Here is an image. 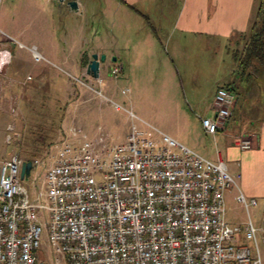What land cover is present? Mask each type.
Segmentation results:
<instances>
[{
  "label": "built area",
  "instance_id": "obj_1",
  "mask_svg": "<svg viewBox=\"0 0 264 264\" xmlns=\"http://www.w3.org/2000/svg\"><path fill=\"white\" fill-rule=\"evenodd\" d=\"M29 50L36 61L44 59ZM8 58L7 51L0 54V75ZM119 73L114 67V77ZM233 104L228 89L216 91L213 116L202 119L207 134L224 131ZM11 112L18 116L16 108ZM147 126L132 124L126 141L115 146L101 132L89 138L69 130L46 153V165L32 164L28 186L20 177L22 158L3 160L0 264H45L38 250L39 199L50 210L45 226L56 264H261L264 229L251 220L231 225L226 219L224 192L235 186L226 164ZM6 131L9 145L15 127ZM236 146L249 150L252 142L239 137ZM236 200L256 206L242 194Z\"/></svg>",
  "mask_w": 264,
  "mask_h": 264
},
{
  "label": "rangeland",
  "instance_id": "obj_2",
  "mask_svg": "<svg viewBox=\"0 0 264 264\" xmlns=\"http://www.w3.org/2000/svg\"><path fill=\"white\" fill-rule=\"evenodd\" d=\"M6 1L9 0H1L0 18L5 14L3 5ZM17 2L24 8L28 0ZM93 2L99 4L100 0ZM43 3L44 0H35L38 6ZM53 12V38L44 40L45 44L48 43L46 51L49 52L44 53V59L36 63H15V66L21 65L18 73L6 70L0 75V171L1 162L12 154H17L24 162L46 165L45 155L55 143L73 128L81 136L87 135L86 126H92L95 130L103 126V131H100L106 136L110 134L109 143L115 146L126 141L132 124L141 130L149 129V125L214 163L218 162V154L226 160V150L232 147L236 133L248 129L252 111L241 114L238 110L234 111L225 128L226 137L223 138L221 133L215 136L207 134L202 119L213 116L216 88L228 89L224 79L229 78L227 82H230L239 71H244V67L238 70L231 53L227 54L223 47L217 48L212 53L213 63L202 65L193 60L183 65L177 64L178 73L173 77L158 73L130 80L122 73L114 77L112 70L115 66L107 57L101 65L100 80L89 81L82 79L73 66L81 62L82 54L99 46L105 47L109 55L111 39L108 17L100 12L92 15L91 10H81L75 15L65 10L57 12L55 9ZM24 16L22 18L30 23L36 20L31 13ZM23 27H27V23H23ZM0 38L12 43L1 31ZM53 40L60 42L62 47H53ZM231 47L236 49L235 45ZM210 55L207 57L210 58ZM102 56L105 54L100 59ZM127 88H130V94L126 93ZM79 91L83 92L80 94ZM129 97L134 99V102L131 101L133 104L129 102ZM116 105L120 110H116ZM12 108H16L17 117L12 114ZM127 111H131L135 117L128 118ZM236 120L239 124L234 126ZM8 125L15 127L14 138L9 145L5 142ZM37 170L40 174L43 172L42 167ZM29 183L28 178L23 181L25 186ZM237 196L235 186L224 192L227 221L231 225H244L251 220L254 226L264 229V208L246 207L245 203L236 200ZM35 204L42 213L40 256L45 264H56L57 255L52 250L45 226L50 215L49 207L42 199L36 200ZM261 238L260 235L258 246L261 264H264Z\"/></svg>",
  "mask_w": 264,
  "mask_h": 264
},
{
  "label": "crops",
  "instance_id": "obj_3",
  "mask_svg": "<svg viewBox=\"0 0 264 264\" xmlns=\"http://www.w3.org/2000/svg\"><path fill=\"white\" fill-rule=\"evenodd\" d=\"M44 1L38 6L35 0H28L24 8L17 0L4 3L5 14L0 18V31L12 43L0 38V54L3 51L9 53L2 73L6 70L18 73L21 65L15 66V63L38 62L30 48L36 49L42 57L44 53H49L46 51L48 43L45 44L44 40L53 38L52 16L55 9L73 15L81 10H91L92 15L100 12L108 17L111 39L109 55L105 47L99 46L82 54L81 62L73 66L85 80H100L101 65L104 63L100 59L102 54L130 80L158 73L173 77L178 73L177 64L183 65L193 60L202 65L213 63L212 53L217 48L223 47L227 54L231 53L238 70L244 67V71H239L230 82H227L229 78L224 79L234 96L231 116L226 125L237 110L240 114L252 111L253 117H250L248 129L236 133L232 147L226 150V162L221 154L217 155V160L226 163L238 195H244L248 202L255 200L256 206L253 207L264 208V64L261 58L249 54L250 29L261 0H100L99 4L93 0H75L78 4L76 11L68 6L70 0ZM28 13L36 17L33 23L22 18ZM23 23H27V27L24 28ZM231 45H235L236 49H232ZM52 46L57 49L62 47L60 42L54 40ZM94 54L100 62L98 77L87 71ZM127 89L126 93L130 94V88ZM79 92L81 94L83 91ZM129 98L130 103L134 102L132 97ZM233 124L236 126L239 122L236 120ZM102 127L95 130L92 126H86L85 136L93 137L103 131ZM225 130L216 134L221 133L222 138L226 137ZM239 137L250 139L251 149H239L236 146Z\"/></svg>",
  "mask_w": 264,
  "mask_h": 264
},
{
  "label": "trees",
  "instance_id": "obj_4",
  "mask_svg": "<svg viewBox=\"0 0 264 264\" xmlns=\"http://www.w3.org/2000/svg\"><path fill=\"white\" fill-rule=\"evenodd\" d=\"M250 33L251 42L249 54L261 58L264 64V0H261L256 11Z\"/></svg>",
  "mask_w": 264,
  "mask_h": 264
},
{
  "label": "water",
  "instance_id": "obj_5",
  "mask_svg": "<svg viewBox=\"0 0 264 264\" xmlns=\"http://www.w3.org/2000/svg\"><path fill=\"white\" fill-rule=\"evenodd\" d=\"M60 1L64 2V0H60ZM67 4L74 11L78 9V4L75 0H70L67 2ZM104 58L105 57L102 56L101 60H103ZM99 64L100 62L97 60V55H94L93 60L87 66L88 73L92 74L94 77H98ZM31 170H32V162L30 161L24 162L21 168V174H20L21 179L22 180L27 179L28 176L30 175Z\"/></svg>",
  "mask_w": 264,
  "mask_h": 264
},
{
  "label": "bare ground",
  "instance_id": "obj_6",
  "mask_svg": "<svg viewBox=\"0 0 264 264\" xmlns=\"http://www.w3.org/2000/svg\"><path fill=\"white\" fill-rule=\"evenodd\" d=\"M33 164V163H32ZM62 262V261H61Z\"/></svg>",
  "mask_w": 264,
  "mask_h": 264
}]
</instances>
